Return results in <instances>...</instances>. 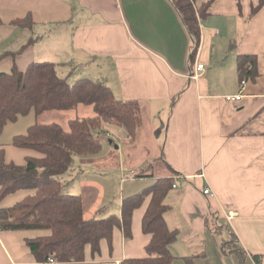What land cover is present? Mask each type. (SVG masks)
<instances>
[{"label":"crops","instance_id":"crops-1","mask_svg":"<svg viewBox=\"0 0 264 264\" xmlns=\"http://www.w3.org/2000/svg\"><path fill=\"white\" fill-rule=\"evenodd\" d=\"M204 2L210 4L204 14L197 12L201 41L191 59L193 42L172 0H0V55L27 46L14 57L2 58L0 70L50 60L66 79L82 66L100 75L96 80L105 78L115 97L137 100L143 124L134 139L125 134L132 158L137 153L148 162L129 165L112 213L120 216L125 197L158 179L180 178L181 185L172 187L163 201L168 206L166 224L178 231L170 244L174 264H191L189 258L193 264H264V5L255 9L259 0H196V8ZM29 13L31 27L10 24ZM243 55L257 58V75L244 83L238 73ZM195 59L204 63L198 79L191 75ZM239 94L240 100L225 99ZM80 107L90 113L86 117L95 114L91 105ZM117 126L104 125L113 142L102 141L99 158L113 160ZM10 142L0 141L7 162L19 165L28 156H43ZM130 154L126 150L124 158L113 161L121 175L128 173L125 159ZM158 160L168 168L156 172ZM147 165L153 177L136 176ZM205 187L212 193L204 194ZM34 192L7 194L0 210ZM150 199L133 212L132 237L118 226L111 247L107 239L101 240L98 252L87 245L79 262L36 258L26 239L48 231L0 228V264H120L126 257H143L152 236L142 230ZM230 211L236 212L231 221ZM225 242L226 250L238 244L243 255L225 251Z\"/></svg>","mask_w":264,"mask_h":264},{"label":"trees","instance_id":"trees-1","mask_svg":"<svg viewBox=\"0 0 264 264\" xmlns=\"http://www.w3.org/2000/svg\"><path fill=\"white\" fill-rule=\"evenodd\" d=\"M259 9L264 0H259ZM190 33L193 53L199 49L201 41L198 14H204L209 2L198 7L191 0H172ZM205 6V9H202ZM254 9V10H255ZM29 13L26 17L15 18L10 24L31 27L34 23ZM3 20L0 16V26ZM15 51H4L0 60L14 57ZM257 58L243 55L239 57L238 73L241 81L255 78ZM58 65L51 61H30L25 69L13 66L8 71H0V131L8 122H15L19 116L32 110L42 114L48 110L73 109L79 104L93 106L95 114L89 117H74L67 128L59 123H34L25 133L14 135L11 144L16 147L39 151L42 157H26L24 164L7 162L5 152L0 149V201L7 194L20 189H35L34 195L0 210V228L10 230L41 229L46 234L27 238L26 245L34 256L42 261L51 257L56 261H78L85 258V247L90 245L94 252L100 250L102 239L113 241L114 229L122 227L127 238L132 237V216L151 196L147 211L143 216L142 230L151 234L143 257H126L120 264H174L170 244L178 237V231L169 230L164 212L168 206L163 202L174 183L173 177H162L142 192L134 193L122 200L120 216L110 214L106 217L85 218L83 198L80 194L63 191L59 179L73 166L76 154H99L102 151L101 133L106 123L123 127L132 140L143 124L141 105L137 100H123L103 80L82 78L70 83L58 75ZM150 165L136 174L139 177H152ZM101 208L100 210H104ZM224 243L223 249L243 255L236 243L233 248ZM233 243V241L231 242ZM192 263V259H187Z\"/></svg>","mask_w":264,"mask_h":264},{"label":"rangeland","instance_id":"rangeland-1","mask_svg":"<svg viewBox=\"0 0 264 264\" xmlns=\"http://www.w3.org/2000/svg\"><path fill=\"white\" fill-rule=\"evenodd\" d=\"M196 0H194L195 3ZM196 5V3H195ZM198 6L195 7V11L198 12ZM32 61H41V59L32 60ZM50 61V60H49ZM64 66V65H63ZM59 67V73L62 74L64 71L63 68L65 67ZM27 66L23 64V68L25 69ZM7 69L6 67H4ZM2 71V70H0ZM11 70H8L10 72ZM58 71V70H57ZM108 75L114 76L113 70H106ZM87 76H90L92 78L98 79L100 75H98L94 71H88L87 69H84L82 66H76L73 71L71 72V75L67 77L66 79L73 84V82L77 81L81 78H87ZM103 78V77H102ZM105 79V78H104ZM104 79H101L105 82ZM87 111L83 112L81 107L77 108V106H74L73 109H66V110H48L46 112H43L42 114H37L34 110L29 113V115H21L18 117V119L15 122H8L4 130L0 132V141L4 139H13L12 137L14 135V131L21 130L23 132L19 133H25L29 129V125L31 126L34 123H59L65 126L67 128L68 122L71 119H74V117H86L88 116ZM38 115V119H36ZM84 115V116H83ZM37 120V121H36ZM8 125V126H7ZM116 130V138L113 148V160H107V158H99V154H90V155H84V154H76L74 155L73 159V166L62 173V175L59 176V179L61 182H63V191L68 194H80L83 198V206L86 217H106L112 213L115 209L116 205V199L119 197L121 193V180L123 176L128 175L130 172V166L129 165H135L134 163H141V165H145L148 161H142V155L135 153L136 155L131 156L130 151L132 150L129 144L128 139L126 138V131L123 127L117 126L114 128ZM101 139L103 143L105 141H109L112 139L108 134H106V131H102ZM107 141V142H108ZM117 141L119 142L117 144ZM106 143V142H105ZM115 145H119L118 148H115ZM110 146V145H109ZM139 148L142 149V147L139 146ZM140 149V150H141ZM126 150H129V158H126L127 162V169H125L128 173H124L121 175V171H118L116 168V164L113 162L118 157H123L126 154ZM98 157V161L95 160V158ZM132 158V159H131ZM107 160V161H106ZM152 161V160H151ZM96 162V163H95ZM157 161H154V164ZM104 163V164H102ZM131 165V166H132ZM111 166H115V168H111ZM163 166L165 168H168V165H163L162 161H159L155 165V171L159 172L161 169H163ZM99 169H103L99 170ZM170 169V168H169ZM125 171V172H126ZM136 171V170H135ZM137 172V171H136ZM152 173V171H151ZM172 174V173H171ZM130 177V176H128ZM153 177V176H152ZM101 208H105L104 210H100ZM43 232H47L46 230H42Z\"/></svg>","mask_w":264,"mask_h":264},{"label":"built area","instance_id":"built-area-1","mask_svg":"<svg viewBox=\"0 0 264 264\" xmlns=\"http://www.w3.org/2000/svg\"><path fill=\"white\" fill-rule=\"evenodd\" d=\"M192 2H193V4H195L194 3V0H191ZM196 6V5H195ZM196 60V59H195ZM204 68V63H202V62H198V60H196L195 61V69H194V72L191 74L192 75V77L193 78H195V79H198L199 78V74H198V72L199 71H201L202 69ZM245 81V80H244ZM244 81L242 82V83H244ZM241 97H242V95L241 94H239V95H230V96H226L225 97V99L227 100V101H237V100H240L241 99ZM181 185V179L179 178V179H176V181L173 183V185H172V187L173 188H176V187H178V186H180ZM210 194V193H212V189L211 188H209V187H205V190H204V194ZM235 214H236V212H232V211H230L227 215V218H228V220L229 221H231V220H233V218H234V216H235ZM55 259L54 258H50L48 261L49 262H53Z\"/></svg>","mask_w":264,"mask_h":264},{"label":"water","instance_id":"water-1","mask_svg":"<svg viewBox=\"0 0 264 264\" xmlns=\"http://www.w3.org/2000/svg\"><path fill=\"white\" fill-rule=\"evenodd\" d=\"M109 142L112 143L113 139H110ZM115 148H118V145H115Z\"/></svg>","mask_w":264,"mask_h":264}]
</instances>
